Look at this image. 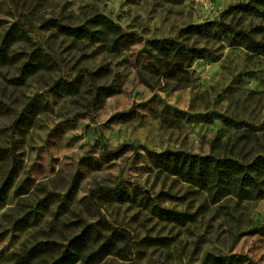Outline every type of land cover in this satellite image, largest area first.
Segmentation results:
<instances>
[{
    "label": "rangeland",
    "instance_id": "374dc122",
    "mask_svg": "<svg viewBox=\"0 0 264 264\" xmlns=\"http://www.w3.org/2000/svg\"><path fill=\"white\" fill-rule=\"evenodd\" d=\"M16 2L27 35L13 33L17 61L0 63V147L14 156L0 186L15 165L0 202V264L85 226L99 232L90 251L115 240L96 264H264V198L213 203L145 152L264 156V55L228 29L264 43V0ZM241 3L250 6L230 10ZM95 14L121 28L115 49L42 27ZM15 21L0 0V41ZM93 84L115 93L93 105Z\"/></svg>",
    "mask_w": 264,
    "mask_h": 264
},
{
    "label": "trees",
    "instance_id": "16d2710c",
    "mask_svg": "<svg viewBox=\"0 0 264 264\" xmlns=\"http://www.w3.org/2000/svg\"><path fill=\"white\" fill-rule=\"evenodd\" d=\"M11 5L16 18L15 23L9 27L0 41V63L4 65L14 64L17 59L15 55H9L8 49L13 41V33L27 35L22 22V16L18 11L16 0H7ZM260 1V0H258ZM249 4H238L232 9H246ZM257 14L255 7L251 8ZM43 28L54 29L59 35L78 41H89L93 43H107L114 49L117 47L118 39L122 34L121 28L108 17L95 14L85 20L79 26L63 24L57 19H47L43 22ZM231 33L242 42L244 48L251 53L264 55V43L255 40L248 31H233ZM169 45H175L169 42ZM192 52L194 50H191ZM25 70H22L18 81L22 80ZM94 95L90 103H96L103 94L107 96L115 93L113 88L98 87L92 85ZM227 121V120H225ZM150 164L162 172L179 178L182 182L190 184L207 193L213 203H217L224 198L233 197L239 200H259L264 198V156L244 155L241 158L219 157L216 155H191L182 151L166 149L161 153L145 150ZM14 162L13 153L10 150L0 147V167ZM15 165L12 164L8 174L0 186V202H3L8 190L11 187ZM107 188H97L96 192L105 193ZM109 230L115 238L124 239L121 230L112 229L106 222L99 220ZM98 233L91 226H85L81 232L70 238L64 244L54 241L37 242L30 248L25 249L14 257L13 264H96L106 256L116 253V244L113 237H106L98 244V247L90 251L92 245L99 243ZM124 250L122 248L120 251ZM47 257L46 262H41ZM240 258L241 256H235Z\"/></svg>",
    "mask_w": 264,
    "mask_h": 264
}]
</instances>
